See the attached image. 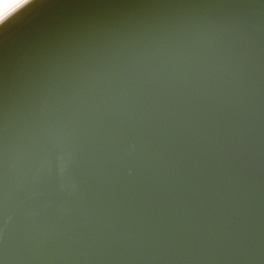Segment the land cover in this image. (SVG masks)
<instances>
[{"label": "water", "instance_id": "obj_1", "mask_svg": "<svg viewBox=\"0 0 264 264\" xmlns=\"http://www.w3.org/2000/svg\"><path fill=\"white\" fill-rule=\"evenodd\" d=\"M40 2L0 25V264H264L260 0Z\"/></svg>", "mask_w": 264, "mask_h": 264}, {"label": "snow or ice", "instance_id": "obj_2", "mask_svg": "<svg viewBox=\"0 0 264 264\" xmlns=\"http://www.w3.org/2000/svg\"><path fill=\"white\" fill-rule=\"evenodd\" d=\"M33 0H3V5L5 9V14L2 19H0V25L9 22L10 19L14 18V16L24 10L28 5L32 4ZM68 3V2H67ZM100 4H115L121 6H181V7H202V6H210V7H244V3H220V4H196V3H184V4H160V3H103V2H95ZM261 6L264 7V0H260ZM64 4V3H62ZM38 6H50L46 0H41ZM236 76H239V68L241 66V55L242 53L239 50H236ZM135 149V145H129V151H133ZM44 165L36 168L32 173V180L38 181ZM66 165L61 163L60 171L63 173ZM63 187V186H61ZM3 190H4V175H3V155L2 151H0V220L3 221V224L7 225V219L5 218V209L3 206ZM45 192L40 188H32L29 189V199H34L44 195Z\"/></svg>", "mask_w": 264, "mask_h": 264}, {"label": "bare ground", "instance_id": "obj_3", "mask_svg": "<svg viewBox=\"0 0 264 264\" xmlns=\"http://www.w3.org/2000/svg\"><path fill=\"white\" fill-rule=\"evenodd\" d=\"M4 14H5V9L3 5V0H0V19L3 18Z\"/></svg>", "mask_w": 264, "mask_h": 264}, {"label": "clouds", "instance_id": "obj_4", "mask_svg": "<svg viewBox=\"0 0 264 264\" xmlns=\"http://www.w3.org/2000/svg\"><path fill=\"white\" fill-rule=\"evenodd\" d=\"M135 150V149H134ZM134 150L133 151H129L128 152V157L130 158V159H132L133 158V152H134Z\"/></svg>", "mask_w": 264, "mask_h": 264}]
</instances>
